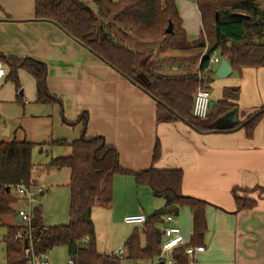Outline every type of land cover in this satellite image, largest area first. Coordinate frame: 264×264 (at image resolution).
Wrapping results in <instances>:
<instances>
[{
  "label": "crops",
  "instance_id": "0c3cea01",
  "mask_svg": "<svg viewBox=\"0 0 264 264\" xmlns=\"http://www.w3.org/2000/svg\"><path fill=\"white\" fill-rule=\"evenodd\" d=\"M85 2L94 12L98 11L93 1ZM34 3L35 0H0V53L7 57H28L44 62L47 89L59 101L36 102L33 76L18 68V88L8 77L9 65L2 63L5 75L0 77V140L24 139L34 145L43 143L53 148L55 151H50V155L47 151L46 169H60V166L48 165L50 159L71 152L70 146L58 141L71 143L83 134L87 137L100 136L117 150L120 167L130 173H116L112 179L111 201L92 208L91 219L98 252L116 255L135 229L139 231L140 244H144L142 226L128 224L123 217L138 212L149 215L163 207V197L154 196L148 185H138L131 174L153 166L181 169V193L207 202V228L199 244L204 246V251L195 254L197 264H264V114L250 137L243 128L200 133L181 120L158 122L156 101L149 94L55 23L36 20ZM176 6L188 40L196 39L202 25L195 2L176 0ZM205 53H200L201 56L199 53L198 56L196 53L181 54L166 47L155 51V62L152 64L167 73L194 70L198 67L199 56L201 58ZM161 54L165 56L163 60ZM210 56L217 58L209 65L212 71V81L208 84L211 108L222 98L226 87L239 88L237 107L229 111L234 120H244L264 105V66H247L238 70L230 65L231 73L221 78L216 76L215 71L220 59L225 57L218 50ZM85 112L87 117L84 120L82 116ZM13 117L16 123L11 128L7 124ZM33 119L46 131L45 134L48 133L45 139L30 137L23 127L24 121ZM156 141L160 145V156L153 161ZM35 181L31 187L38 198L47 189ZM68 182L69 169L65 184L68 189V219L54 224L43 223L45 226L68 224ZM233 187L254 189L247 193L238 191V194L254 199L255 206L238 209L231 192ZM11 193L16 198L11 205L12 213L3 215L0 221V226L4 228L0 240L4 259L6 226L24 224L17 219L23 201L13 189ZM37 206L41 209V205L35 203L33 210ZM41 212L43 215L42 209ZM165 216L159 224L162 227ZM171 224L180 228L187 243L192 233L189 207H181ZM124 225L134 227L130 230L126 226L123 228ZM48 252L43 255L47 264ZM148 260L156 264L158 255L153 259H126V264H142L139 261Z\"/></svg>",
  "mask_w": 264,
  "mask_h": 264
},
{
  "label": "trees",
  "instance_id": "16d2710c",
  "mask_svg": "<svg viewBox=\"0 0 264 264\" xmlns=\"http://www.w3.org/2000/svg\"><path fill=\"white\" fill-rule=\"evenodd\" d=\"M94 12L85 0H35L34 18L58 25L94 55L118 71L156 101L158 122L184 121L200 133L225 132L243 128L250 137L256 123L264 114V105L244 120L230 126H217L221 116L237 107L238 87H226L222 98L209 108L205 118L192 115L193 97L199 89H208L212 81L210 55L218 50L233 69L264 66V11L258 0H193L200 13L202 30L198 37L188 40L181 24L176 0H91ZM172 31L166 32L168 23ZM111 26L115 28L110 29ZM205 35V38H204ZM127 36V39H126ZM168 48L181 54L206 53L197 69L167 73L155 67V51ZM195 54V55H196ZM198 56V54H197ZM1 63L9 65V79L20 87L17 69L23 68L35 80L36 102L59 101L46 86L47 68L44 62L32 58L7 57L0 53ZM87 117L86 112L82 116ZM85 120V119H84ZM70 154L51 158L48 165L69 169V222L66 225L45 226L39 206L33 210L29 225H7L3 241L7 264H26L24 254L28 234L34 254L45 255L58 245L67 247L74 264H121L123 258L153 259L160 252L162 231L159 224L165 215H178L187 206L192 215V233L185 246L171 251L176 264H188L185 247L199 245L206 231L203 199L181 193L182 170L155 168L131 173L138 185H148L154 196L164 199L163 207L146 215L142 226L144 244H140L137 229L126 239L124 257L100 253L96 249L91 211L96 204L111 201L112 179L116 173H130L118 163L117 150L100 136L84 134L71 143ZM34 144L26 140H0V221L12 213L16 202L13 185L24 182L31 186ZM160 156L156 141L152 160ZM8 187V189H7ZM254 189L233 187L231 192L238 209L255 206L256 201L241 196ZM87 239V240H85ZM126 253V254H125ZM126 255V256H125Z\"/></svg>",
  "mask_w": 264,
  "mask_h": 264
},
{
  "label": "rangeland",
  "instance_id": "374dc122",
  "mask_svg": "<svg viewBox=\"0 0 264 264\" xmlns=\"http://www.w3.org/2000/svg\"><path fill=\"white\" fill-rule=\"evenodd\" d=\"M191 2L193 0H190ZM260 8L264 11V0H258ZM205 38V35H204ZM206 39V38H205ZM206 49H203L201 52H205ZM164 55L161 54L160 58L163 60ZM232 114V112H228L227 115ZM226 115V116H227ZM16 123L15 118H10L8 120L7 126L14 127L13 125ZM25 123V125H23ZM22 123L23 127L26 128L27 133L29 136H33L37 139H45L48 135L45 134L46 131L39 127L37 123H35L34 119L30 120L29 122L24 121ZM35 129H33V127ZM39 127V128H38ZM43 135V136H42ZM41 141V140H39ZM40 148H43L40 151ZM50 149L47 145L35 144L32 149L31 153V160L33 163V169L31 172V183L33 181H37L38 185H43L47 192L44 195H38L36 204L41 205V209L43 210L42 221L45 224H54L60 223L62 221H66L67 218V201H68V189L66 187V182L68 180V168L61 167L60 169H46L44 163L47 161L48 157L46 156L47 151L50 155V151H55ZM33 180V181H32ZM35 181V182H36ZM34 203V204H35ZM66 218V219H65ZM64 219V220H63ZM126 226L127 229H132L133 225H124L123 228ZM162 227V226H161ZM160 227V228H161ZM4 233V228L0 226V240ZM120 246L119 248H121ZM118 248V249H119ZM117 249V250H118ZM69 256H67L66 246L65 245H58L52 248L47 254V262L48 264H68ZM145 261H139L142 264H151ZM122 264H126L127 261L125 258L121 260ZM0 264H5L4 259V249L3 244L0 246Z\"/></svg>",
  "mask_w": 264,
  "mask_h": 264
},
{
  "label": "built area",
  "instance_id": "2783aa9c",
  "mask_svg": "<svg viewBox=\"0 0 264 264\" xmlns=\"http://www.w3.org/2000/svg\"><path fill=\"white\" fill-rule=\"evenodd\" d=\"M217 58L210 56L209 65L216 61ZM5 75V69L0 61V77ZM211 105V96L209 89H199L193 97V105L191 109L192 115L198 118H205ZM2 127V120L0 118V128ZM15 194L19 195L23 201V206L19 208L18 215L24 224L29 225L32 218V210L37 194L31 186H27L24 182H19L12 187ZM174 219L173 215H166L165 224L162 227V241L158 260L156 264H176L171 256V251L180 246L186 245V240L181 233L178 226L171 224ZM124 222L128 224L141 225L146 220V215L142 212L127 214L123 217ZM24 254L26 257V264H47L43 260V255L38 256L34 254L32 248V238L28 234ZM86 240V239H85ZM204 251L203 245L187 246L185 247V254L188 257V264H197L195 254ZM118 257H124V248H120L116 254ZM68 264H74L73 259L69 258Z\"/></svg>",
  "mask_w": 264,
  "mask_h": 264
},
{
  "label": "water",
  "instance_id": "95a60500",
  "mask_svg": "<svg viewBox=\"0 0 264 264\" xmlns=\"http://www.w3.org/2000/svg\"><path fill=\"white\" fill-rule=\"evenodd\" d=\"M171 31H172V23L169 22L168 26L166 28V32H171ZM230 73H231V67H230L229 62L225 58H221L219 65L215 71L216 76L223 78V77H226L227 75H229ZM20 93H22V92L20 91ZM219 121H222V122H219ZM235 121L236 120H234V115L230 114V115H227L224 118L218 120L217 126L226 128V127L230 126ZM7 189H8V187H7ZM17 219L21 220L20 216H17ZM25 246H26V240H25ZM42 259L45 260V258H42ZM160 264H163V262H161Z\"/></svg>",
  "mask_w": 264,
  "mask_h": 264
}]
</instances>
